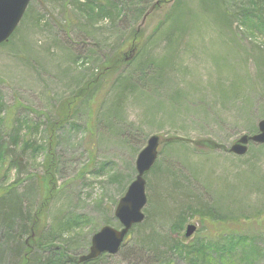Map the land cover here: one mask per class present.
<instances>
[{
  "label": "rangeland",
  "instance_id": "1",
  "mask_svg": "<svg viewBox=\"0 0 264 264\" xmlns=\"http://www.w3.org/2000/svg\"><path fill=\"white\" fill-rule=\"evenodd\" d=\"M232 3L238 15L252 7L247 0ZM74 5L72 0H32L13 41L0 47L1 145L8 150L0 161L2 225L18 214L20 202L23 215L30 210L33 214L43 194L47 153L24 145L16 148L14 134L21 129L31 135L33 148L48 143L47 123L57 118L61 101L95 77L126 40L122 58L128 62L132 49L140 44L139 40L128 44L135 39L132 31L147 39L172 6H157L142 23L130 12L114 22L110 18L94 22ZM259 13L264 16V10ZM207 21L199 32L174 45L165 81L155 83L140 76L123 91L120 79L132 70H120L121 76V72L110 74L97 93L78 106L71 122L58 129L47 151L57 171L55 197L42 220L43 243L79 259L103 227L120 229L117 205L136 179L138 154L150 137L158 135L162 143L179 137L196 143L210 140L224 148L210 151L206 144L194 147L192 142L161 146L155 169L145 175V220L149 213V222L166 234L189 206L216 209L224 217L216 216L218 222L191 219V212L187 222L178 224V239L203 249L206 264H264V254L257 255L253 242V237L264 234V146L251 144L242 157L228 151L242 136L258 133L264 120V88L259 84L250 95L247 90L248 95H223L235 76L256 78V57L264 55V29L246 27L237 14L231 29ZM168 46L162 38L148 49L160 58L169 52ZM248 99L250 112H243L242 103ZM10 187L14 194L2 196ZM67 222L71 228L60 231ZM188 224H195L197 232L184 241ZM136 239L134 234L121 253L108 255L100 264H129ZM166 254L173 264H186L173 253ZM145 255L132 258L131 264L150 263L152 255ZM10 261L6 255L0 264Z\"/></svg>",
  "mask_w": 264,
  "mask_h": 264
},
{
  "label": "trees",
  "instance_id": "2",
  "mask_svg": "<svg viewBox=\"0 0 264 264\" xmlns=\"http://www.w3.org/2000/svg\"><path fill=\"white\" fill-rule=\"evenodd\" d=\"M72 1L73 4H75L74 6L81 7L82 11L87 12L89 16H91V20L94 22H97L99 19L108 18H110L112 22H114L116 20H120L122 14L125 15L129 12L132 14L134 20H139L138 22H142V20L150 12V10L157 4V2L161 0ZM207 1L208 3L203 0H175L171 8L165 14V19L154 29V31L145 40L143 38V35L137 36L135 32L136 30L134 29L131 34H133V37H135V39L129 42L128 44L134 43V41L136 40H139L137 42H140V44L133 58L126 63L123 61L122 50L127 40L125 42H122L115 55L104 62L103 66L100 68V71L97 75H95V77H93L86 84L78 88L77 91H75L69 99L61 101V104L58 107L57 118L47 123L46 129L49 134L48 143H46L45 145L43 144L40 147L33 148L31 135H25V133H23V130L21 129L18 130L17 135L14 134L12 141L16 148H19L24 145V149L31 147L37 153L43 152V150H45V152L47 153V160L46 164H44L45 174L43 177V194L41 196V200L37 204L34 213L31 214L30 210V212L27 211V213L23 215L22 202H20V211L17 210L18 214L15 215L9 223H5L4 225H2L3 223L0 224V261H3L6 255H8V257L12 260L10 261V263L12 264H81L79 263V259L69 256L63 249L54 248V245L49 242L43 243V240L46 235H44L45 226L42 223V220L45 214L48 212L55 197L54 184L56 183L55 174L57 171V165L54 159L52 161L51 152L50 155H48L47 152L50 149V144L52 140H54V138L55 140L57 139L56 134L58 129L60 130L64 125L71 122V120L75 116L78 106L83 101L96 94L97 88H99V86L103 84L104 79L110 74L117 72L120 73L125 68H130L132 70L128 74V76L123 77V79H120V86L123 87V91H125V89L129 87L127 84L130 83V81H133L134 78L138 80L140 76L145 80L149 78V81L155 83L165 81L167 70L174 59V45L183 42V40L188 36L192 37L195 32H199L204 22H208L207 20L213 21L214 23H216V25H225L227 28L231 29L232 20L234 17H236L237 14V17L240 16L243 25H245L246 27L249 25L252 26L253 29L258 27L264 29V16L259 13V10H264V0H247V2L249 1L252 7L243 9V11H241L239 15V12H236L235 9H233L232 7V2H235V0ZM209 5H212L213 7H209ZM31 15L32 13L30 11L27 15V18H30ZM18 30L19 29H17V31L14 33L8 43H5L0 47H5L10 44L13 41L14 36L18 32ZM162 38L166 39L167 45H169V52L166 53L163 57L157 58L152 56V54L149 52L148 47L150 43L161 40ZM256 62L258 65L256 78L254 80H251L249 78L245 79L240 76H235L234 80L232 79L230 81L229 87H227V89L223 92L224 96L231 94L248 95V93L250 95L251 90L253 88L256 89L259 84L263 85L264 88V55L259 54L256 57ZM224 67L220 66L219 69L224 70ZM121 75L122 72L120 76ZM246 90L248 93L246 92ZM251 101V99H248V101L242 103L243 112H250L248 111V109H250V104L248 102ZM62 112L64 113L62 114ZM182 142H192L194 147L196 145V141L174 137L171 139H166L161 144V146L171 147L174 144ZM202 142L206 143V147H204L205 150H214L215 148L212 147V143L216 144L218 148L223 147L220 144H217L216 142L210 140H202ZM196 146L198 147V145ZM0 152V161L3 163V161L5 160V154H7L8 150L2 148L1 132ZM14 162V165H16L15 167L21 165L20 161L17 159ZM153 169L155 168L153 167L151 171H153ZM13 189L14 187H10L8 189L6 188L2 192V196L14 194ZM188 209L182 211V213L176 217V222L166 234L158 232L154 225L149 222L151 216L148 213L147 221L145 220L143 222L144 224L142 225L134 226L133 229L130 231V237H127V239L125 240L124 244L120 249V253L124 250L129 239L133 237L134 234H136L137 239L134 242L135 246L133 250L130 251L134 260L143 259L146 256L145 254H147L152 255L153 257L152 261L147 264H173V259L169 258L168 254H166L171 252L173 253L174 257L185 261L186 264H206L204 259L205 253H203V249L200 250L199 248L194 247L192 245L193 243L186 245L180 239H178V236L181 231L180 226H178V224L187 222L186 216H189L191 212L193 213L191 215V219L198 217L216 222V216H218L221 220L224 217H222L220 215L221 213H218L216 209L214 210L210 207L207 209L206 207H201L198 210H193L189 206ZM206 210H213L216 213L212 211L206 212ZM245 219L249 220L247 218ZM18 220L19 224L16 225V221ZM148 222L150 223V231L146 228ZM238 223H240V220H238ZM71 226V223L67 222L60 225L59 229L60 231H64L68 228H71ZM4 228L6 229L4 230ZM33 232H38V235L34 239L31 238ZM27 233L28 235L25 238V234ZM255 238L256 239H254L253 237V242L255 243V251L257 255H259L261 258L264 254V246H260L259 242L263 241L264 243L263 232L260 234L259 238H257V236H255ZM162 250L166 253H164ZM108 257L110 256L105 254L99 257L97 260L83 264H100L103 260L107 259ZM132 258L130 259L131 262L129 264L132 263Z\"/></svg>",
  "mask_w": 264,
  "mask_h": 264
},
{
  "label": "water",
  "instance_id": "3",
  "mask_svg": "<svg viewBox=\"0 0 264 264\" xmlns=\"http://www.w3.org/2000/svg\"><path fill=\"white\" fill-rule=\"evenodd\" d=\"M32 0H0V46L8 43L20 26ZM175 0H161L144 17L142 23L156 9L157 6L173 4ZM138 48L132 49L130 59L136 54ZM250 143L264 145V120L258 124V133L253 136L244 135L236 141L228 150L230 153L242 157L247 154ZM162 144L161 137L153 135L149 138L147 146L138 154L136 160V179L130 184L125 196L119 201L115 217L119 221L121 228L115 229L110 226L103 227L92 237L91 246L86 255L79 258V263H87L97 260L102 255H117L125 242L129 232L136 225L144 222L145 215L143 209L147 204L146 179L145 175L154 167ZM204 142L196 145H205ZM217 148L216 144H211ZM197 232L195 224H188L184 231V241L193 237ZM38 235L33 232L32 239ZM28 242V241H27Z\"/></svg>",
  "mask_w": 264,
  "mask_h": 264
}]
</instances>
